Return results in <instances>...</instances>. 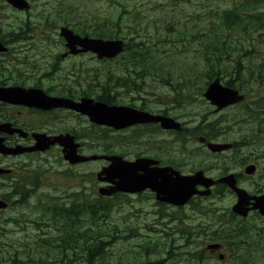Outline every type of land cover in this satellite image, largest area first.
Returning <instances> with one entry per match:
<instances>
[{
	"label": "rangeland",
	"instance_id": "1",
	"mask_svg": "<svg viewBox=\"0 0 264 264\" xmlns=\"http://www.w3.org/2000/svg\"><path fill=\"white\" fill-rule=\"evenodd\" d=\"M253 1L261 4L256 10H264L262 9L264 0H249ZM33 2L34 7L27 18H21L0 5V26L8 33L17 32V22L29 20L31 24H36L39 29L47 32L49 24L52 25L50 22H55L54 26L52 25L55 28L53 35L56 41H59L57 29L63 24L67 23L68 26L75 23L69 27L87 32L105 21L111 32H116L118 36L124 33V39L129 47H135L137 41L147 38L151 53L144 61L146 74L138 81L136 74L141 71V64L132 57L128 58L125 53L112 61H98L90 56L70 58L64 62L38 61L37 63L43 64V70H52L51 64L57 66L55 75H70L71 88L77 89L78 94L82 90L94 98L97 94L108 92L113 95L118 105L138 108L144 104L152 111L165 110L184 128L179 134L160 133L156 128H151V133H147L146 130L144 134L139 135L144 129L132 134L135 133L132 129L118 132L103 127L91 128L88 124L86 141L89 149L93 146L95 154H106L107 150L109 154L121 155L127 160L147 155L160 156L183 174L203 170L208 177L222 174L229 168V165L225 166L227 163L240 167L238 164L240 160L255 161L259 166L256 182L259 185L264 184V125H260V122H264V83L256 87H245L242 89L246 97L244 102L225 106L227 108L219 112L198 94L201 93L200 88L202 93L205 91L200 73L204 72L202 70L204 67L206 68V55L200 50L199 38L202 22L212 13L206 7L207 3L222 8L224 4L225 6L230 4L231 0H33ZM178 6L185 8L190 15L181 20V17L176 15ZM46 20L49 23H46ZM178 29H182L187 38L181 39ZM250 29L248 27L244 30L243 26H239L226 32L225 37L234 45H237L234 42L237 40H245L250 44L251 38L245 37L252 33ZM259 29L263 31L264 28ZM56 46L58 45L50 47L54 54H57ZM258 50L259 55L264 58V40L259 41ZM233 60L228 58L225 61L226 76L234 67ZM131 82L139 83L140 89H136ZM221 82L224 83L223 79ZM254 100H258L257 103L254 102L255 105L251 104ZM214 122H217V127H213L212 131L221 130L222 140L234 141L237 145V149L228 153L229 157L223 160H214L217 155L213 156L200 144L198 136L202 135H196L202 126ZM77 123L60 122L57 128L70 131ZM47 158L48 160L42 159L43 165L52 162V157L47 156L45 159ZM103 164L92 162L84 165L82 167L84 174L80 181L74 175L69 181H65L60 176L45 174L38 189L29 192L21 190L27 195L22 201L24 204L19 202L21 197L14 195V191L4 190L0 186V197L7 196L10 201L19 199L17 200L19 203L16 202L9 209L0 211V238L5 240L3 246L0 244V264H57L59 258L63 256L54 253L51 248L41 247L42 242L48 236L55 235L57 231L54 232L52 227L50 229L44 224L46 222L52 225L47 216H43L44 209L38 199L47 197L64 202L68 200L70 194L80 193L75 187L81 182L86 187L83 202L92 204L101 201L98 200L101 197L97 191L99 186L103 185L96 181L95 173ZM110 201L112 205L110 212L100 217L95 227L91 226L93 230L104 232L103 235L109 232L114 237L110 244L111 249L107 251L108 264L121 261V258L120 264L130 263L129 260L133 259L134 255L145 253L143 250L145 242L147 264H184V261H179L180 258L200 250L204 251L203 262L206 264L232 262L264 264V222L259 218H252L248 228H240L249 235L241 234L240 241L238 240L240 244L233 252L237 254L238 251L241 256L239 263L237 259L231 258L232 252L229 251L227 242H221L215 236L213 237L215 239H210L208 234L221 228L222 223L227 226L226 216H221L230 213L234 204V197L225 191L214 190L210 196L193 198L190 203L179 208L158 205L154 195L148 191L134 195H117ZM91 219L86 215L82 219L83 224L86 222L89 226L93 222ZM231 224L239 225V222L233 220ZM243 225L245 223L239 226ZM229 232L230 230H226L225 233ZM213 243L223 245L219 253L224 254V261L227 263L218 260V254L208 252L206 246ZM72 262L79 264L75 260Z\"/></svg>",
	"mask_w": 264,
	"mask_h": 264
},
{
	"label": "flooded vegetation",
	"instance_id": "2",
	"mask_svg": "<svg viewBox=\"0 0 264 264\" xmlns=\"http://www.w3.org/2000/svg\"><path fill=\"white\" fill-rule=\"evenodd\" d=\"M25 1L28 2L29 6L27 4L23 8H15L5 0H0V5L10 12L18 14L21 18H27L34 7V2L33 0ZM45 22L49 23L48 20ZM50 23L54 26L55 22ZM52 25L49 24L46 32L39 29L36 24H31L29 20L18 21V31L10 33L0 26V148L6 150V152L0 151V186L4 190L38 189L41 185V178L45 174L60 176L65 181H69L74 175L80 181L84 174L82 172L84 165L92 162H102L104 163L103 166L108 164L104 161L71 164L63 159L64 147L62 145L49 143L54 137L68 135L72 137L73 142L77 145L76 153L78 156L95 154L93 146L90 149L88 147L86 127L88 124L91 128H97V126L90 123L92 121H90L87 114L68 106H53L50 102L59 99L72 104L90 98L99 101L96 97L102 94H97L94 98L90 97L86 91L81 90L78 94L77 89L72 90L71 88L70 75H55L57 66L51 64L52 70H43V64L37 63L38 61L47 63L64 62L70 58L80 56H90L98 60L95 55L83 51V46L78 43L80 41L78 38L73 42L67 41L64 33H60L62 28H69L73 34L86 37V31L69 27L74 25L67 26V24H63L57 29L59 41H56L53 35L55 28ZM53 45H58L56 46L57 54L52 53L50 47ZM141 110L152 114V117H154V119L147 121V133H151V128H156L160 133L174 132L179 134L184 130L182 124L181 132L174 131L175 129L167 131L161 129L159 117L169 116L165 110L156 109L152 111L147 106ZM173 119L177 121L175 118ZM60 122L78 123L72 130L68 131L65 128H57ZM216 124L217 122L208 124L211 129H206L202 136H198V141L204 148H206L208 142L230 144V148L225 151H209L213 156L220 157L215 156L214 160H223L229 157L228 153L237 149V145L234 141L222 140L221 130L213 132L212 129L217 127ZM260 125H264V122H260ZM130 129L135 130V126L123 129L122 132ZM40 136L45 140L46 147L28 151L27 149L36 146L37 138ZM47 156L52 157L53 160L49 165H43L42 159L48 160V158L45 159ZM147 158L156 162L151 166H168L177 170L172 163L165 161L164 157L147 155ZM238 164L240 167L227 163L225 166L229 165V168L226 171L211 177L215 182L211 187V192L213 193L217 189L225 191L234 197L235 204L238 200L236 192L229 188L226 183L220 181L227 176H233L235 187L245 192L243 194L245 198L244 208L247 213L244 216L235 213H228L227 215L232 220H237L239 225L245 223L242 228H248L252 218L256 217L264 222V215L256 207L257 202L262 203L264 207V184L259 185L256 182L259 166L255 161L240 160ZM104 186H107V184L104 183ZM75 188L77 190L86 189L81 182L76 184ZM198 189H202V187H198ZM257 198H260V200H256ZM0 200L5 203V206L2 207L4 208L2 210L5 211L18 202L19 199H11L12 201H10L7 196H1ZM22 201V199L19 200V202Z\"/></svg>",
	"mask_w": 264,
	"mask_h": 264
},
{
	"label": "trees",
	"instance_id": "3",
	"mask_svg": "<svg viewBox=\"0 0 264 264\" xmlns=\"http://www.w3.org/2000/svg\"><path fill=\"white\" fill-rule=\"evenodd\" d=\"M207 4L206 7H208L212 13L207 15L206 20L202 22L201 25L203 27L200 30L199 38L200 50L206 55V68L204 67L202 69L204 72L200 73L201 79L204 81V89L217 77L223 79L226 86L239 90H242L245 87L262 85V83H264V58L259 55L258 46L259 41L264 40V29L263 31L259 29L260 27L264 28V10H256V7H260L259 5L261 4L256 1L249 2V0H231L230 4L227 6L224 4L222 8L214 7L210 2ZM177 10L178 12L176 15L181 17V20L190 15H188L189 12L182 6H178ZM105 24L104 21L93 30L87 31V34L103 39H124L125 35L123 32L121 36H118L116 32L108 30ZM73 25H75V23H73ZM239 26H243L244 30H247L248 27L251 28L250 32L252 33H248L245 36L251 38L250 40L252 42L250 44L246 43L245 40H237L234 41L237 45H234L231 44L233 43L232 41H229L228 38L225 37L226 32H229L231 29L234 30ZM114 29L117 30L116 27H114ZM178 30V35L181 39L187 38V35L182 29ZM134 46L135 47H129L126 42L125 54L128 55V58L132 57L135 59L134 61L141 64L140 69L144 72H137L136 77H138V81V79L143 78L146 74L144 61L147 60L151 53L149 52L147 38H142L137 41ZM228 48L233 50L228 51ZM228 58L234 59V67L231 68V72H229L230 74L226 76L227 71L225 61ZM131 84H133L136 89H140V87H138L139 83L131 82ZM131 88L135 91L134 87L131 86ZM199 92L201 93L198 94L201 95L202 88H200ZM88 95L90 96L91 94ZM96 98L110 105L116 104L113 95L108 92H104ZM139 108L145 109V105L141 104ZM140 129H144L145 131L147 128H137L134 132L137 133V130ZM200 132H204V128L197 133ZM105 153L109 154L107 150ZM26 192H29V190ZM78 192L80 193L70 194L67 197L68 200H65L64 202H58L55 199H48L47 197L38 199L40 205L43 204V216H47L48 221H51L52 225H48L46 222L44 223L49 227H52L54 232L57 231L55 232V235L48 236V239L46 238L42 242L41 247L51 248L54 253L63 256L59 258L57 264H74L72 262L73 260L77 261L79 264H108L109 253L107 251L111 249L110 244L114 241V237L111 233L110 235L109 232H105L106 234L103 235L104 232L93 230L91 226L95 227L97 225L96 222L100 217H104L110 212L112 208L110 199L113 198H104L100 196L101 198L98 200H101L102 202L98 201L97 203L91 204L87 201L83 202V198H85L84 189L78 190ZM14 193H16L15 195H17V197H21V199H25L27 196L25 192L21 190H15ZM86 215H89L93 221L89 226L86 225V222L83 224L82 219ZM221 217L226 218L227 226L222 223L221 228H218L217 231L215 230L212 234L208 235H210L211 240L215 239L213 238L215 236L216 239L221 242H227L228 249L232 252L230 254L231 258L233 257L234 259H237V262L239 263L241 256L238 251L236 252L237 254L233 252L240 244L239 238L241 234L246 236L248 233H245L244 230L240 229L242 227L239 225L231 224L233 220L227 214L222 215ZM223 227L225 228L221 230ZM226 227L229 228L227 229ZM226 230H230V232L225 233ZM104 236H106V238H104ZM186 236H189V234H186ZM108 237L110 240H108ZM0 239L3 240L2 242L0 240V244L3 246L5 240L3 238ZM228 240H231V242ZM140 249H142L141 246ZM143 250L145 252L143 255L140 253L139 255H134L133 259L131 258L129 260L130 263L128 264H147V242L143 244ZM208 252L210 251L208 250ZM15 254L18 253L15 252ZM203 254V250L196 251L183 256L179 261H184V264H206L203 262ZM121 261L117 260L114 264H120ZM221 262L227 263L226 261ZM240 264L246 263L240 262Z\"/></svg>",
	"mask_w": 264,
	"mask_h": 264
},
{
	"label": "water",
	"instance_id": "4",
	"mask_svg": "<svg viewBox=\"0 0 264 264\" xmlns=\"http://www.w3.org/2000/svg\"><path fill=\"white\" fill-rule=\"evenodd\" d=\"M17 8L26 6L23 0H6ZM62 33L67 41H74L78 38V42L83 46V51L95 52L98 58L114 57L122 51V43L120 41H103L99 39H90L88 37L79 38L73 33L62 28ZM73 47V45H72ZM204 98L212 105L217 106V110L237 103L243 100V96H238V92L232 89L223 87L219 79L211 82L203 94ZM53 106H68L81 113L87 114L93 123L105 125L114 129H121L138 123H147L154 119L145 112H139L122 106H107L103 103L92 104L91 100H83L82 103L72 105L66 101L55 100L50 102ZM162 128L165 129H179L180 125L170 118L159 117ZM59 143L64 147V158L71 163H78L90 161L95 159H105L110 162L106 167H103L97 173V179L106 181L113 186L100 188L101 195L109 196L114 192L124 193H139L144 190H150L155 193V198L158 201L165 202L175 206H182L194 195H209L210 186L214 183L211 179L205 177L203 172L199 171L193 175L184 176L172 168H158L150 167L155 162L147 158H139L133 162L123 160L119 156H88L80 157L76 154L77 145L72 142V137L68 135L54 137L49 143ZM47 144L42 136L37 138L36 146L31 150L44 149ZM207 147L211 151H222L228 149V144L208 143ZM29 150V149H28ZM0 151L6 152L5 149L0 148ZM220 181L228 184L237 194L238 200L232 207V211L239 215H246L247 210L244 208L245 198L244 193L239 188L235 187L233 176H228ZM202 185L205 187L204 191H198L196 187ZM256 200H260L257 198ZM5 203L0 201V208L4 207ZM256 207L264 215V207L262 203L257 202ZM208 249L215 250L219 248L218 244L207 246ZM222 258V255H219Z\"/></svg>",
	"mask_w": 264,
	"mask_h": 264
}]
</instances>
